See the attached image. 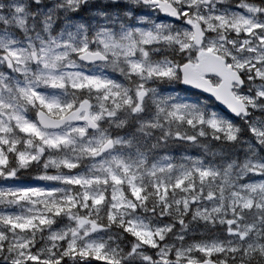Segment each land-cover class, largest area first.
<instances>
[{"label":"snow or ice","instance_id":"snow-or-ice-1","mask_svg":"<svg viewBox=\"0 0 264 264\" xmlns=\"http://www.w3.org/2000/svg\"><path fill=\"white\" fill-rule=\"evenodd\" d=\"M0 264H264V0H0Z\"/></svg>","mask_w":264,"mask_h":264}]
</instances>
